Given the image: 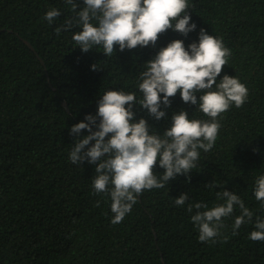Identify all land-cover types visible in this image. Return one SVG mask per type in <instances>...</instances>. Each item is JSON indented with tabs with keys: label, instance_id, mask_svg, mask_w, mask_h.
Instances as JSON below:
<instances>
[{
	"label": "trees",
	"instance_id": "obj_1",
	"mask_svg": "<svg viewBox=\"0 0 264 264\" xmlns=\"http://www.w3.org/2000/svg\"><path fill=\"white\" fill-rule=\"evenodd\" d=\"M188 2L196 29L187 36L168 29L154 46H114L109 58L98 46L86 53L75 47L76 27L56 34L73 15L64 0H0V264H264V241L249 239L256 218L264 219L253 195L256 176L264 175V0ZM51 8L61 15L49 24L43 16ZM201 28L231 50L217 80L237 77L248 88L247 101L219 118L217 140L209 152L201 150L190 181L178 175L162 189L144 191L124 220L112 224L110 197L91 187L95 165L68 160L74 146L69 129L95 115L106 90L139 98L144 63L175 39L187 49ZM94 63L102 70H91ZM196 107L184 103L178 90L169 107L161 104L165 118L156 120L134 104V120L144 118L162 134L180 110L190 120L209 119ZM87 134L84 129L80 136ZM154 172H163L158 163ZM211 181L217 186L210 190L204 185ZM223 188L240 196L253 223L233 235L236 207L222 218L216 242H201L190 220L196 210L187 212V204L222 203L216 191ZM181 193L189 200L175 206Z\"/></svg>",
	"mask_w": 264,
	"mask_h": 264
},
{
	"label": "clouds",
	"instance_id": "obj_2",
	"mask_svg": "<svg viewBox=\"0 0 264 264\" xmlns=\"http://www.w3.org/2000/svg\"><path fill=\"white\" fill-rule=\"evenodd\" d=\"M64 2L73 15L55 28L56 34L76 27L79 30L72 34L75 47L86 53L98 46L109 58L114 55V46L120 51L154 46L159 34L168 29L184 36L196 29V24L190 22L188 0H83L82 5L76 0ZM60 15L58 9L51 8L43 19L52 24ZM230 56L231 50L222 39L203 28L199 30L198 42L188 44L187 49L182 40H172L144 63V70L138 75L137 88L142 94L139 98L134 92L106 90L97 101L95 115L86 114L83 121L70 127L74 146L68 160L72 164L95 165L91 187L94 194L110 197L112 224L124 220L144 191L162 189L178 175L190 181L189 173L197 167L201 150L209 152L217 140L219 118L231 107L240 108L247 101L248 88L237 77L225 74L217 80ZM90 68L102 70L97 63ZM178 90L184 103L197 105L196 109L209 119L190 120L187 111L180 110L172 114L171 123L162 134L150 129L144 118L134 120V104L156 120L165 118L161 104L169 107L170 98ZM196 93H200L199 99ZM84 129L88 134L81 137ZM157 163L163 169L159 176L154 172ZM204 186L211 190L217 184L211 181ZM253 195L264 208V175L256 176ZM216 198L223 202L210 208L203 202L187 204V212L196 210L190 220L201 242L215 243L225 227L222 218L232 216L236 207L240 215L232 224L233 235L238 234L236 230L241 225L253 223V212L239 195L223 188L216 191ZM188 200V193H181L173 203L185 206ZM254 228L249 239L264 241V219L257 217ZM227 239L223 237L224 242Z\"/></svg>",
	"mask_w": 264,
	"mask_h": 264
},
{
	"label": "water",
	"instance_id": "obj_3",
	"mask_svg": "<svg viewBox=\"0 0 264 264\" xmlns=\"http://www.w3.org/2000/svg\"><path fill=\"white\" fill-rule=\"evenodd\" d=\"M64 105H65V103H64Z\"/></svg>",
	"mask_w": 264,
	"mask_h": 264
}]
</instances>
